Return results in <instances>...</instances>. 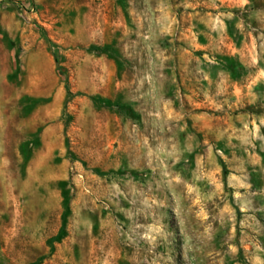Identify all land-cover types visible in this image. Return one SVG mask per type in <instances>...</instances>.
Segmentation results:
<instances>
[{
    "label": "rangeland",
    "instance_id": "374dc122",
    "mask_svg": "<svg viewBox=\"0 0 264 264\" xmlns=\"http://www.w3.org/2000/svg\"><path fill=\"white\" fill-rule=\"evenodd\" d=\"M0 264H264V0H0Z\"/></svg>",
    "mask_w": 264,
    "mask_h": 264
},
{
    "label": "trees",
    "instance_id": "16d2710c",
    "mask_svg": "<svg viewBox=\"0 0 264 264\" xmlns=\"http://www.w3.org/2000/svg\"><path fill=\"white\" fill-rule=\"evenodd\" d=\"M51 47H53L52 45H51ZM55 62L57 63L58 61H57V58H55ZM59 67V66H58ZM60 69H62L61 67H59ZM64 204H65V209L67 210V207H68V197H67V195H64ZM65 216V215H64Z\"/></svg>",
    "mask_w": 264,
    "mask_h": 264
}]
</instances>
